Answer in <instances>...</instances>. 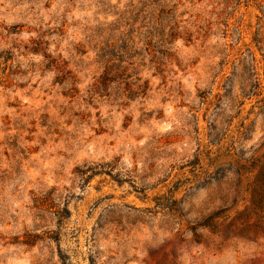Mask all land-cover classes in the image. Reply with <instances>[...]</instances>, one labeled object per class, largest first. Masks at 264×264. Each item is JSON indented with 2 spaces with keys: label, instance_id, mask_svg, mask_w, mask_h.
Wrapping results in <instances>:
<instances>
[{
  "label": "rangeland",
  "instance_id": "rangeland-1",
  "mask_svg": "<svg viewBox=\"0 0 264 264\" xmlns=\"http://www.w3.org/2000/svg\"><path fill=\"white\" fill-rule=\"evenodd\" d=\"M0 264H264V0H0Z\"/></svg>",
  "mask_w": 264,
  "mask_h": 264
},
{
  "label": "trees",
  "instance_id": "trees-1",
  "mask_svg": "<svg viewBox=\"0 0 264 264\" xmlns=\"http://www.w3.org/2000/svg\"><path fill=\"white\" fill-rule=\"evenodd\" d=\"M39 51H40V49H37V48H35V47H32V48H31V52L34 53V54H38ZM41 51H42V54H43L44 58H48V62H49V63L47 64V66H53L54 68L59 69V70L61 71L60 65H58V61H56L55 58H49L50 56H49L44 50L41 49ZM117 55H118V54H117ZM116 59H117V62H112V63H110V64L108 65L109 68H113V67H115V68H119V67L121 66V63L124 62V61H126V60H124V59L122 58V56H120V55H118ZM132 63H133V62H128L129 65H132ZM125 68H126V67L122 68V71H125ZM117 74L121 75V74H123V73H121V74H120V73H117ZM102 79H103V82H102V83L105 84L106 81L108 80L107 75L104 74V75L102 76ZM139 79H140V78L137 77V80H139ZM109 80H110L111 82H112V81H117L115 78H109ZM228 85H229V84H228ZM253 86H254V84H253ZM147 89H148L147 82L144 81V85H142V84H138L136 90H132V89H130V92H129V94L127 95V98H132L133 96H137V95L144 96V95L146 94ZM69 214H70V212H69V210H68V208H67L66 205H64V207L62 208L61 211H58V212H57V216H58V218H59L60 220H62L63 218L68 217Z\"/></svg>",
  "mask_w": 264,
  "mask_h": 264
}]
</instances>
